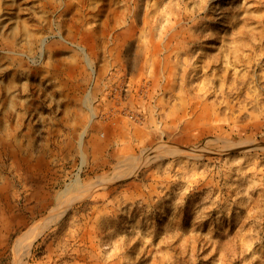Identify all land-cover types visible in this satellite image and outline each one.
Wrapping results in <instances>:
<instances>
[{
    "label": "rangeland",
    "instance_id": "obj_1",
    "mask_svg": "<svg viewBox=\"0 0 264 264\" xmlns=\"http://www.w3.org/2000/svg\"><path fill=\"white\" fill-rule=\"evenodd\" d=\"M0 264H264V0H0Z\"/></svg>",
    "mask_w": 264,
    "mask_h": 264
},
{
    "label": "bare ground",
    "instance_id": "obj_2",
    "mask_svg": "<svg viewBox=\"0 0 264 264\" xmlns=\"http://www.w3.org/2000/svg\"><path fill=\"white\" fill-rule=\"evenodd\" d=\"M75 197H76V196H75ZM74 199H75V198H74ZM65 201H66V200H65ZM60 210H61V209H60ZM56 212H57V211H56ZM55 218H56V217H55ZM55 218H53V219H49V218H48L49 220H47L46 222H43V223H42V227L45 226V225H47V224H49V223H50L52 220H54ZM40 230H41V229H40ZM30 236H31V234H30ZM30 236H29V237H30ZM33 236H34V235H33ZM35 238H36V237H35ZM27 239H28V238H27ZM29 240H30V239H29ZM33 240H34V239H33ZM21 244H23V243H21Z\"/></svg>",
    "mask_w": 264,
    "mask_h": 264
}]
</instances>
